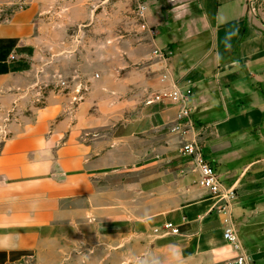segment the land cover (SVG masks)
Returning <instances> with one entry per match:
<instances>
[{
  "label": "crops",
  "instance_id": "1",
  "mask_svg": "<svg viewBox=\"0 0 264 264\" xmlns=\"http://www.w3.org/2000/svg\"><path fill=\"white\" fill-rule=\"evenodd\" d=\"M17 1L0 0V125L9 134L0 149V264H233L238 252L215 200L170 132L176 108L122 96L165 88L160 63L143 68L135 89L115 88L112 70L84 76L90 93L74 108L46 67L64 32L88 26L94 0H29L13 11ZM145 1L155 45L174 53L171 72L195 85L193 118L205 157L236 190L241 242L264 264V0L255 16L256 0ZM152 56L135 48L126 61ZM166 222L182 235L154 234Z\"/></svg>",
  "mask_w": 264,
  "mask_h": 264
},
{
  "label": "built area",
  "instance_id": "2",
  "mask_svg": "<svg viewBox=\"0 0 264 264\" xmlns=\"http://www.w3.org/2000/svg\"><path fill=\"white\" fill-rule=\"evenodd\" d=\"M133 1L135 3L137 25L153 42V57L162 66L159 77L161 82L167 85L161 91L149 97L145 104L146 106L163 105L176 108L177 115L170 132L180 139L181 157L189 159L192 162L194 171L199 174V186L215 200L213 211L221 218L224 239L238 252L233 264H255L254 258L246 251L241 242L239 229L236 224L234 215V207L237 202L236 190L223 184L215 166L204 155L200 141L201 133L193 118L195 106L192 98L195 85L191 80L180 81L176 79L169 66V61L174 55L173 51L169 48H159L155 45L158 31L148 23L149 7L147 2L145 0ZM28 3L29 0H18L13 11L24 9ZM261 4V0L252 2L249 6L250 13L254 16L257 15ZM96 78H99V76L97 75ZM57 88L64 95L69 94L72 106L77 108L78 105L87 99L90 93V82L82 79L65 80L61 81ZM41 98V93H37L33 98L34 103L40 104L42 102ZM8 137L9 134L6 132L2 136L1 141H6ZM154 234L160 238L180 237L182 231L180 226L172 222H166L161 228H155Z\"/></svg>",
  "mask_w": 264,
  "mask_h": 264
},
{
  "label": "rangeland",
  "instance_id": "3",
  "mask_svg": "<svg viewBox=\"0 0 264 264\" xmlns=\"http://www.w3.org/2000/svg\"><path fill=\"white\" fill-rule=\"evenodd\" d=\"M89 7L94 11V16L87 22L88 26L82 29L72 27V29L64 32L63 38L66 43L56 47L60 50V55L48 63L46 74L52 72L59 74L58 81L60 83L65 80H87L83 79L84 76L96 77L99 75L102 78L108 70H112L115 71V74L109 79L115 88L124 85L135 89V83L140 85L144 82L145 78L141 76L143 68L152 62H158V60L152 56V60L148 61L143 58L136 64L126 61L135 48L141 57H147L154 50L151 39L137 25L134 1L94 0ZM65 13L67 10L62 13L60 18H63ZM68 34L72 35V45L68 43ZM117 39H121L119 44L121 47L123 44L125 45L124 58H117ZM140 46L142 47L139 48ZM140 49L142 53L139 52ZM146 76L154 80L157 74L150 70ZM55 90L59 91L58 88ZM154 93L152 87L141 86L136 88L135 92L128 90L122 96L129 102H135L137 105L145 107L146 100ZM0 128L1 149L3 144L1 138L6 133V127L0 125ZM161 227L162 225L156 229Z\"/></svg>",
  "mask_w": 264,
  "mask_h": 264
}]
</instances>
